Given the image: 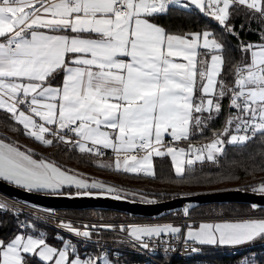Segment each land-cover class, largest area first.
I'll list each match as a JSON object with an SVG mask.
<instances>
[{
  "label": "snow or ice",
  "instance_id": "6c2138e0",
  "mask_svg": "<svg viewBox=\"0 0 264 264\" xmlns=\"http://www.w3.org/2000/svg\"><path fill=\"white\" fill-rule=\"evenodd\" d=\"M170 5L194 6L236 35L231 21L239 8L264 20V0H0V109L43 145L71 144L80 153L95 156L111 149L114 163H98L99 167L142 171L152 177L153 155H170L176 176L187 181L198 179L193 175L197 162L218 164L226 144L245 147L259 139L264 146V43H241L240 50L250 55V62L234 66V86L228 88L223 79L218 80L226 62L225 46L213 33L172 34L153 22L168 13ZM173 57L186 62H175ZM57 76L62 82L53 86ZM229 93L230 106L237 111L222 131L213 132L209 143L160 150L165 133L176 141H190L197 131L203 132L219 115L220 100ZM19 105H25L27 114ZM137 149L145 152L139 159L131 155ZM0 178L28 192L63 194L65 186L121 191L101 181L89 184L2 140ZM251 190L264 196V181ZM62 226L76 236L91 238L90 231L75 229L71 223ZM129 231L144 249L149 248L144 237L171 233L179 239L182 233L171 224L132 225ZM256 240H264V218L189 226L183 242L196 252L195 244L240 246ZM172 250L170 245L165 248ZM76 252L70 242L60 249L50 246L43 233L15 235L9 242L0 239V264H30L25 254L52 264H97L100 259L112 264L106 255L82 260L78 254L71 256ZM39 261L33 259L31 264Z\"/></svg>",
  "mask_w": 264,
  "mask_h": 264
},
{
  "label": "trees",
  "instance_id": "16d2710c",
  "mask_svg": "<svg viewBox=\"0 0 264 264\" xmlns=\"http://www.w3.org/2000/svg\"><path fill=\"white\" fill-rule=\"evenodd\" d=\"M154 23L164 27L169 33L183 35L185 33H196L209 31L215 35V38L224 44L225 66L222 76L228 88L231 87L234 80V66L243 62H250V55L243 53L240 50L241 43L259 45L264 43V20L259 17V14H252L246 8H239L233 13L231 24L238 35L224 31L222 25L218 24L211 17L205 16L197 9H185L178 6H170L169 12L158 15ZM243 25V28L241 27ZM218 79V80H219ZM229 95V94H228ZM228 95H225L221 100V111L219 115L208 122L207 127L203 132L197 131L195 135L190 137V141L207 140L213 130H219L226 117V105ZM0 132L9 134L16 138L19 142H25L32 145L40 152L48 153L64 165H70L86 171H94L100 173L102 171L98 163H102L103 157L80 153L73 148L71 144H57L54 141L53 146H46L39 143L33 137L29 136L23 125L11 118L6 110L0 109ZM1 137H5L0 133ZM7 137V136H6ZM51 138V137H50ZM227 139V137H224ZM110 154L106 153L105 155ZM219 163L205 161L197 162L194 165L195 172L193 175L198 179L182 180L177 177L172 163L168 157H159L154 160L155 176H143L132 174H121L132 181H138L139 184L147 186H158L169 189H177L180 191L201 190V188H221L229 185H248L258 181H264V146L261 145L259 139L249 142L245 147H238L230 144L225 145V154L218 157ZM188 174V166L186 167ZM106 173V172H105ZM239 177L238 179H224L226 176ZM259 183V182H258ZM248 189H251L250 187ZM76 189L66 188L62 192H75ZM172 196L161 197V199L170 198ZM160 200V199H158ZM206 208H210L209 210ZM213 210V211H212ZM65 213L74 214L85 217L97 218H128L125 213L113 210H60ZM182 216L181 212H176L168 216ZM246 215H264V209L253 210L248 204L243 203H227V204H207L195 208L191 211L192 217L203 216H246ZM21 217L14 215L12 210L0 205V238L4 240L11 239L20 230ZM47 231V240L50 243H60L53 232L44 227H38ZM19 229V230H18ZM29 229V228H28ZM251 248L256 252V264H264V244ZM250 249V250H251ZM251 250V251H252ZM244 250L237 255H224L220 251H215L211 254L219 264H236L242 255L247 253ZM124 256V255H123ZM36 261H39L36 259ZM129 259L124 258L115 264H128ZM39 264H46L39 261ZM171 264H187L173 260Z\"/></svg>",
  "mask_w": 264,
  "mask_h": 264
},
{
  "label": "built area",
  "instance_id": "2783aa9c",
  "mask_svg": "<svg viewBox=\"0 0 264 264\" xmlns=\"http://www.w3.org/2000/svg\"><path fill=\"white\" fill-rule=\"evenodd\" d=\"M234 86L233 84L230 88ZM230 93L228 95L226 105V117L222 127L219 130H213L207 140L197 141H176L172 137H168L163 145L167 147H174L177 145H184L188 149L191 142L196 147L202 144L209 143L213 137L214 131H222L225 122L229 116L237 110L230 106ZM25 108V105H24ZM71 139H75L70 135ZM104 153H109V150H103ZM137 153L143 151L136 150ZM0 205L12 210L14 215L21 217L20 228L28 229L24 225H34L50 229L55 238L70 242L76 246L77 253L83 255L86 259L90 256L101 257L106 255L107 258L113 262L118 263L124 258L129 259L128 264H171L173 260L187 264H219L211 254L215 251H220L224 255L234 256L244 249L243 246L237 247H209L205 245L195 244L194 247L199 251L193 252L191 247L186 245L183 241L185 237L180 236L176 238L174 234L162 233L160 237H144L149 243V248L144 249L141 242L136 241L127 231L132 225H160V224H194L199 221L235 218L240 216H203V217H184V216H163V217H124V218H97L85 217L74 214L65 213L60 210L47 209L35 205L25 203L23 201L11 198L0 192ZM250 217H264V215H246ZM71 223L75 229L80 231H90L92 233L90 239H85L82 236H76L62 225ZM111 226V227H109ZM125 229V230H122ZM164 241L167 244L163 243ZM260 240L250 243L254 246ZM191 243V242H190ZM171 246L172 251H165V248ZM124 255V256H123ZM103 262V259L98 260L97 264Z\"/></svg>",
  "mask_w": 264,
  "mask_h": 264
},
{
  "label": "water",
  "instance_id": "95a60500",
  "mask_svg": "<svg viewBox=\"0 0 264 264\" xmlns=\"http://www.w3.org/2000/svg\"><path fill=\"white\" fill-rule=\"evenodd\" d=\"M85 191L62 192H28L22 187L0 178V192L25 203L54 210H113L125 213L129 217H163L181 212L182 216L189 217L192 210L207 204L243 203L253 210L264 209V196L253 192L241 185L210 189L205 191L185 192L173 197L154 200L153 203L133 199L119 193L107 191H91L93 195H78ZM119 195L120 199L114 197Z\"/></svg>",
  "mask_w": 264,
  "mask_h": 264
},
{
  "label": "rangeland",
  "instance_id": "374dc122",
  "mask_svg": "<svg viewBox=\"0 0 264 264\" xmlns=\"http://www.w3.org/2000/svg\"><path fill=\"white\" fill-rule=\"evenodd\" d=\"M9 136H10V138L12 137V139H14L13 136H11V135L8 134L7 137H9ZM175 147H177V146H174V148ZM104 150H109L110 152H113L111 149H104ZM162 151L164 152V151H166V149L165 148H162ZM131 155H136V154H131ZM136 156H137V158L139 157L138 155H136ZM78 169H80V168H78ZM63 170H66V169H63ZM81 170H83V169H81ZM68 171H69V174L70 175L75 174V175H77L78 178L86 180L89 184H91L94 181H101V182H104L108 186H115L117 189H120L121 190V191L114 192V193H119V194H122L124 196L130 197V198H133V199L144 200V201H154V200H158V199L162 200L161 197H167V196H172L173 197L175 195H178L180 193H185V192L205 191V190H210V189H220V188H217V187H215V188L214 187L213 188L211 187V188H201V190H194V191H187V190H182V189H180V191H178L177 189H169V188H165V187L160 188L158 186H150V185L147 186L146 184H139L140 182H138V181H132L130 179L128 180L127 177H121L119 175L109 174V173H105V172L98 173V172L94 171V173H98L97 175H107V176L112 177L113 180H115L116 182H118V185H114V184H110V183H108L106 181H102L99 178L86 176V175H84V174H82V173H80L78 171L71 170L70 168L68 169ZM83 171H86V170H83ZM106 179H108V178H106ZM258 182L260 183L262 181H258ZM258 182H254V183L251 182V184L249 183L248 185H245V184H240V185L243 186V187H246L248 189L249 187L251 188L252 185L259 184ZM232 186H238V185H229L227 187H232ZM66 188L76 189L75 192H77V191H84L85 190V189H77L75 186H70V187L69 186H65V188H63L62 190L66 189ZM221 188H225V187H221ZM90 190L91 191H107L106 189H90ZM165 199H167V198H165ZM206 209L209 210L210 208H206ZM173 217H178V216L174 215ZM253 218H259V217H253ZM130 227L131 226H129L128 231H127L129 234H130V231H129ZM41 233H43L44 236H45L47 234V231L45 229H42V228L39 229V228H37V226L35 227L34 225L31 224L30 225V229H27L25 231H23V230L20 229L15 235H33V236H39ZM15 235L12 238H14ZM0 239H3V238H0ZM11 239L5 240V241L6 242H9ZM56 239L58 241H60V243H55V242L50 243V242H48L47 238H46V242L50 246L56 247L57 249L62 248L63 245H64V243H65V241L62 240V239H58V238H56ZM260 242H262L264 244V240H260L257 243H255L254 246H257L258 244L260 245L261 244ZM254 246H250L249 245L248 248L246 249V250H248L247 253H245L244 255H242L241 258L238 259V262L236 264H256V261H255V254H256V252L251 249ZM77 254L79 255V257L82 260L83 259H86L83 255H80L79 253H72L71 256L74 257ZM25 255L30 258V264H31V262H32L33 259L34 260H36V259L39 260L38 257H32V254H25ZM42 262H44V261H42ZM44 263H46V264H52V262H44ZM100 264H104V262H102ZM112 264H115V263L112 262Z\"/></svg>",
  "mask_w": 264,
  "mask_h": 264
},
{
  "label": "crops",
  "instance_id": "0c3cea01",
  "mask_svg": "<svg viewBox=\"0 0 264 264\" xmlns=\"http://www.w3.org/2000/svg\"><path fill=\"white\" fill-rule=\"evenodd\" d=\"M181 2L182 3H186V2H188V0H181ZM170 6H178V7H180L179 5H170ZM169 6V7H170ZM182 8V7H181ZM187 9H196L194 6H190L189 8H187ZM198 10V9H197ZM199 51H201V52H203L204 50L203 49H200ZM201 57L200 56H198L197 57V59L199 60ZM173 59H174V61L175 62H180V63H185L186 61H184L183 60V57H173ZM198 67H199V65H198ZM219 79V78H218ZM61 82H62V77L61 76H57V78L55 79V80H53V81H51V83L53 84V86H58V85H60L61 84ZM19 108H21V109H25L24 108V105H19ZM26 110V109H25ZM26 114H27V110H26ZM205 116L207 115V113H205L204 114ZM34 119H36L38 122H39V118L38 117H34ZM54 127V126H53ZM108 131L109 132H111L112 130H110V129H108ZM170 131V130H169ZM5 137H1L0 136V140H2L4 143H9V144H13L14 146H16V147H18L19 149H20V151H22V152H26V153H28V154H30V155H32V158L33 159H36V160H41V159H45V160H47L48 162H54L57 166H59L62 170L63 169H66V170H68L69 168L71 169V170H75V171H78V172H80V173H82V174H84V175H86V176H90V177H95V178H99L100 180H102V181H106V182H108V183H110V184H114V185H118V182H116L115 180H113L112 179V177H110V176H107V175H97L98 173H93V172H91V171H83V170H81V169H78L77 167L75 168V167H73V166H70V165H64V164H62L61 162H59L57 159H55L54 157H52L51 155H49L48 153H43V152H40L39 150H37L36 148H34L32 145H27V143H24V142H18V141H16V138H14V139H12V137L10 138V136L9 137H6L8 134H6V133H3V132H1ZM46 135V138H50L49 136H48V134H45ZM168 137H171L168 133H165L164 135H163V137H162V145L161 146H159L160 147V150L162 151V148H165V149H167L164 145H163V142L168 138ZM75 139H76V137H75ZM74 140V139H73ZM184 141H186V140H184ZM39 142V141H38ZM40 143V142H39ZM185 148V146L184 145H177V147H175V148ZM186 149V148H185ZM187 150V149H186ZM163 152V151H162ZM131 154H136V155H138L139 157H138V159L141 157V156H143L144 154H145V152H142V153H137L136 152V150H133V152L131 153ZM124 155L125 154H121V160H123V158H124ZM101 157H103V159H102V163H107V162H112V163H114V161H115V156H114V154H113V152H110V154H107V155H103V156H101ZM159 157H168L169 159H170V161H171V163H172V166H173V170H174V164H173V161H172V159H171V156L170 155H163V156H155V155H153L152 156V164H153V169H154V160H155V158H159ZM187 159V156L185 157V160ZM69 166V167H68ZM186 167H187V164H185V169H186ZM101 168V167H100ZM102 171H104V172H106V173H109V174H114V175H119V176H121V177H125L124 175H121L122 173L123 174H132V175H143V176H147V175H145L144 174V172H139V173H125V172H123V171H115V170H111V169H107V168H102L101 169ZM174 172H175V170H174ZM149 177H152V176H149ZM106 178H108V179H106ZM1 179H3V178H1ZM110 179V180H109ZM4 180V179H3ZM5 181H7V180H5ZM7 182H9V181H7ZM65 188V187H64ZM42 191H45V192H51L50 190H42ZM63 191V190H62ZM249 217V218H248ZM251 218H253V217H251ZM259 218H264V217H259ZM245 219H250V216H240V217H235V218H224V219H221V218H219V219H215V220H206V221H199V222H195L194 224H182V223H172L171 225H173L174 227H180L181 229H182V233L180 234V236H182V237H186V233H187V230H188V227L189 226H191V227H198L200 224H202V223H225V222H230V223H234V222H241V221H243V220H245ZM160 225H167V224H160ZM36 227V226H35ZM37 228H38V226H37ZM21 229V228H20ZM29 229H30V227H29ZM40 229V228H39ZM21 230H23V231H25V230H27V229H21ZM46 237L45 238H47L48 236L47 235H45ZM205 246H209V247H214V246H221V247H237V246H230V245H205ZM240 246H243L244 247V249L247 247L248 248V246H249V244H245V245H240ZM77 253V252H76ZM73 257V256H72Z\"/></svg>",
  "mask_w": 264,
  "mask_h": 264
}]
</instances>
